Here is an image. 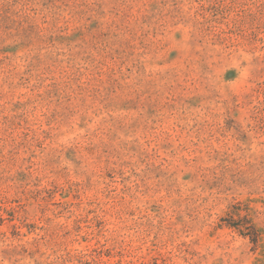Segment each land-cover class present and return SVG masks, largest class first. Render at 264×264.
<instances>
[{"label": "rangeland", "instance_id": "374dc122", "mask_svg": "<svg viewBox=\"0 0 264 264\" xmlns=\"http://www.w3.org/2000/svg\"><path fill=\"white\" fill-rule=\"evenodd\" d=\"M0 264H264V0H0Z\"/></svg>", "mask_w": 264, "mask_h": 264}, {"label": "trees", "instance_id": "16d2710c", "mask_svg": "<svg viewBox=\"0 0 264 264\" xmlns=\"http://www.w3.org/2000/svg\"><path fill=\"white\" fill-rule=\"evenodd\" d=\"M227 226H229V227H233L234 225H232V223H227ZM244 234H245V233H244ZM244 234H243V235H244ZM250 239H251L252 242L256 243V241H257V239H258V238H257V233L254 232L253 235H252V237H251Z\"/></svg>", "mask_w": 264, "mask_h": 264}]
</instances>
